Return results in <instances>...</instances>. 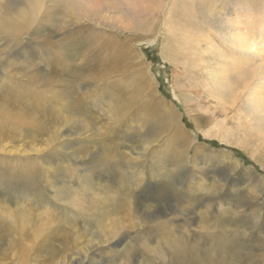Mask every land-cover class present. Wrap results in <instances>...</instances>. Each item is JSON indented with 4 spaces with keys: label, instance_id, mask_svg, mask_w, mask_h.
I'll return each mask as SVG.
<instances>
[{
    "label": "rangeland",
    "instance_id": "rangeland-1",
    "mask_svg": "<svg viewBox=\"0 0 264 264\" xmlns=\"http://www.w3.org/2000/svg\"><path fill=\"white\" fill-rule=\"evenodd\" d=\"M7 2L0 0V15ZM240 2L254 10L248 26L237 23ZM88 5L89 17L81 9L64 17L48 1L50 15L31 28L36 37L24 35L0 62V76L56 81L62 73L63 86L69 71L57 67L52 76L48 59L74 42L62 59L74 64L85 105L83 115L77 108L73 121L56 127L61 106L44 89V103L25 125L0 134V196L10 202L0 201V264H174L161 254L167 237L173 251L190 247L179 264H240L241 256H248L244 264H264V107L256 103L264 99V0ZM239 28L255 39L254 49L234 42ZM46 40L51 51L40 45ZM2 87L1 95L8 92ZM31 176V187L20 184ZM132 190V217L117 216ZM159 190L168 193L160 203ZM25 209L21 235L15 231ZM63 232L71 235L67 247Z\"/></svg>",
    "mask_w": 264,
    "mask_h": 264
},
{
    "label": "bare ground",
    "instance_id": "bare-ground-1",
    "mask_svg": "<svg viewBox=\"0 0 264 264\" xmlns=\"http://www.w3.org/2000/svg\"><path fill=\"white\" fill-rule=\"evenodd\" d=\"M48 1H50V0H8L7 5L4 8V11L0 15V46L3 45V48H0V62H3L4 59H7L11 55L12 48L14 46L15 47L18 46V44L21 41V38L24 37V35L32 34L31 39H34L36 37L34 35V31H32L31 28L35 24L34 22L36 20L40 19L42 16L44 17V15H47V16L50 15V13H46L45 11H43V8ZM91 1L92 0H55V6L57 7L56 11L61 13L64 17H69V16L70 17L71 16L77 17V11L78 10L80 11V9H81V10H83L84 16L89 17L93 13L91 11V7H88L89 6L88 4L91 3ZM96 1L98 2L99 0H96ZM239 5H240L238 8L239 12H237V15H238V17H241V18H239L237 20L238 17H236V20L238 21L237 23H242V27H243V25L248 26L246 24L248 22H246V21L254 16V14H252V13H254V10L249 9V8H247L248 10L247 9L245 10V7L242 6L241 2ZM240 12H241V14H240ZM40 14H43V15L40 16ZM229 15H230V13H229ZM239 31H240V28L237 29L238 34H235V33L232 34L234 42H238L242 46H246L250 50L254 46L256 47L255 39L252 41L251 40L252 37H246V35L243 32L241 35L240 34L241 32H239ZM158 32H159L158 30H155L153 33L154 36L157 35ZM208 34H210V33H208ZM64 40H66V39H64ZM152 40H154V39H152ZM86 41H87V39H85V43H86ZM40 45H41V47L43 46V47L48 49L50 46V42L48 40L41 41ZM33 46H32V48H33ZM71 47L73 50L75 47L74 42H72L70 45L67 44V46L64 47L63 52L67 54V52L69 51V49ZM106 50H108V49H106ZM25 51L27 53H29V50H25ZM49 51H51V49ZM23 53H24V50H22V51L19 50L18 52L14 53V55L19 58V57L23 56ZM55 54H56L55 58L50 57L48 59V61H52V66H51L52 67L51 70H52V74H53L52 76H54L55 73H57V75H58L59 72H58L57 67H59V69H61V67H63V69H61V70H64V71L68 70L69 71V73H68V75H70L69 80L65 84L63 83V86H62L61 82H59V80H58V77H60V75L62 76V73L57 76L56 81L49 80V79H47L46 81H41L38 78L36 79L34 75H29L25 78H24V76H21L23 78L13 79L7 73H6L7 74L6 75L5 72H3L4 73L3 76H0V83L5 85V87H2V88L3 89L6 88V90L8 91V92H4L3 95L0 94V97H3L7 94L4 106L0 112V122H3L2 124L0 123V134H5L6 131L11 127H23L26 123V119H27L29 112L31 110L32 111L37 110V108L41 104L44 103L41 97H42V94L45 92V90L49 91V96L52 99L53 105L55 104L54 107L56 108L58 106H61V108H58V109L56 108V110L59 114V116L55 117L56 127H65L66 125H68L70 123L69 120L71 118L72 119L76 118L77 117V113H76L77 108H79V109L81 108V110H80L81 115L84 114V110H83V108L85 109L84 102H82V100H80L81 98L79 96H77L78 93H77L76 85H77L78 79L75 77V74L72 71V69L74 68V64L73 63H67L66 60L62 59V57L66 56V54L64 55L61 52H56ZM89 55H90V53H89ZM74 56H76V54ZM102 58H104V57H102ZM54 63H55V65H54ZM101 63H102V61H101ZM4 65H6V64L1 63V65H0L1 71H2V69H4V67H5ZM32 65H34V64H32ZM32 65L28 66L29 73H26L27 75L32 72V67H33ZM88 66L90 67V65H88ZM26 67H24L25 70H26ZM94 67H96V66H94ZM63 75H65V74L63 73ZM103 76H106V75H103ZM148 76L151 77L153 80H156L152 73ZM4 82H7L8 84L7 83L6 84L8 86H6V84H4ZM51 85H53V86H51ZM60 85L62 87H64L66 90L62 91V90L58 89V87ZM67 98H70V99H67ZM159 98H156V102L158 101L159 105L164 104V102L160 103V101L158 100ZM259 99H260V97L258 96L256 101ZM259 101L256 102V103H259L258 106L264 107V99L260 102ZM80 104L83 105L84 107H81ZM165 109H166V113L168 115L172 114V116L174 117V120L178 119V113L176 112V110L174 108L167 107ZM69 117H70V119H69ZM91 117H92V114H91ZM72 119H71V121L74 120V119L73 120ZM180 134H183L184 136L186 135V133L183 130H180ZM33 149L35 151H38V148L36 147V145L33 146ZM176 158H177L179 164L183 162L182 155H180L179 153H178L177 157H175V160H176ZM33 178H34V176L26 178L25 181L20 183V184H26V187H29V186L31 187V185L34 184ZM157 193H158V199H155V201L156 202L159 201V203L161 202L162 199H164L166 197V194H168L162 190H159ZM3 195H4V193H3ZM23 195L25 197H28L31 194L29 195L28 193L23 192ZM132 197H134V190H132L130 192L128 198L123 203H121V205H119L117 207V216L120 215V216H123L125 218L126 217H129V218L132 217L133 212H132L131 206H132V204H136V202L133 200ZM0 201L10 203L8 201V199H6L4 196H0ZM139 203H141V201H139ZM27 204H29V203H27ZM139 207L141 208V206H139ZM156 209H159V206L156 205L154 207V210H156ZM134 212H136V211H134ZM18 214H19L20 223H19V226L16 227L15 232L22 235L23 234L22 232L24 231V229L29 225L28 221L24 220L28 215V211H27V209L21 210L18 212ZM53 214H55V213H53ZM51 217L52 216L49 214V216H47L46 220L51 221L50 224L53 225V221H52ZM53 219H55V217ZM72 220H73V224L76 225V221L74 220V218ZM44 221H45V219H44ZM215 221H218V220H215ZM75 225H73L72 227H75ZM57 227H59V226H57ZM162 229H165V228H162ZM1 230L5 231L4 228H2ZM67 230H68V228H67ZM35 231L37 233H39V227ZM41 232H42V230H41ZM252 232L251 233L254 234V231H252ZM51 233H52V236H54V234H56V235L59 234L58 232H56V230H52L50 232V234ZM64 234L65 233L63 232L62 244H63V247H67V245H70L69 242L71 239V235L70 234L64 235ZM52 236L50 235V237H52ZM215 236L218 237L219 235H215ZM168 240H169V237H167V239H165V240L160 241V244L163 247V251L161 252V254L172 255L173 260H174V264H179L180 260L185 255H187V253L183 252V251L189 249L190 247L187 245H184V244H177L176 246H179V250L175 249L173 251L172 248L169 246L170 242ZM249 243H251V242H249ZM242 245L247 246V244L244 245L243 242H242ZM27 248H29V246ZM27 248L20 251L21 253L24 251L23 255L21 256L22 260H24L23 261L24 263H26V261H25L26 255L25 254L28 253ZM25 250H27V251H25ZM148 252H150V250H148ZM133 253H134V249L132 251V254ZM244 258L248 259V256H245ZM244 258H243V256H241L240 264H244Z\"/></svg>",
    "mask_w": 264,
    "mask_h": 264
}]
</instances>
